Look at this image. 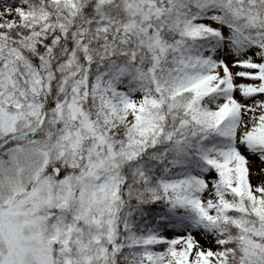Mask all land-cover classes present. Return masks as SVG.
Instances as JSON below:
<instances>
[{"label":"snow or ice","instance_id":"6c2138e0","mask_svg":"<svg viewBox=\"0 0 264 264\" xmlns=\"http://www.w3.org/2000/svg\"><path fill=\"white\" fill-rule=\"evenodd\" d=\"M0 264H264V0H0Z\"/></svg>","mask_w":264,"mask_h":264}]
</instances>
